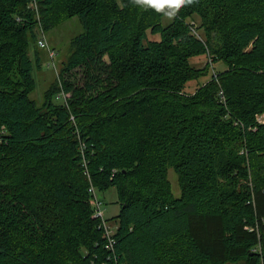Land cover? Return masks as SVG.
I'll return each mask as SVG.
<instances>
[{
  "label": "trees",
  "instance_id": "obj_1",
  "mask_svg": "<svg viewBox=\"0 0 264 264\" xmlns=\"http://www.w3.org/2000/svg\"><path fill=\"white\" fill-rule=\"evenodd\" d=\"M32 1L0 0V264H264V0ZM73 17L39 105V27Z\"/></svg>",
  "mask_w": 264,
  "mask_h": 264
},
{
  "label": "rangeland",
  "instance_id": "obj_2",
  "mask_svg": "<svg viewBox=\"0 0 264 264\" xmlns=\"http://www.w3.org/2000/svg\"><path fill=\"white\" fill-rule=\"evenodd\" d=\"M84 30L82 23L78 17H73L65 21L63 25L59 28L46 32L47 39L51 46H53L56 51L55 63L53 66L50 64V55L47 49L42 50L43 65L41 68H36L34 75L37 81L36 89L31 93V97L37 101L40 105L44 101V95L46 90L50 87L53 81L59 77L61 70V63L68 57L70 40L75 35L79 34ZM151 38H157L156 35L150 34ZM39 38V36H38ZM35 52V44L31 45L30 53L33 55ZM190 63L196 67H205L210 63L209 73L197 80H192L187 84V91H195L199 85L207 82L210 78L213 77V74H217L218 71L226 68V65L223 62L211 63V58L209 55L204 54L196 57L190 58ZM169 179L172 184L173 192L176 196L181 194V189L179 185L178 175L173 167L169 169ZM99 200L102 202V208L104 209V216L106 219H109L107 222L113 224V220H110L112 217L117 215L120 210V203L118 202V195L116 188H110L106 191H97Z\"/></svg>",
  "mask_w": 264,
  "mask_h": 264
},
{
  "label": "built area",
  "instance_id": "obj_3",
  "mask_svg": "<svg viewBox=\"0 0 264 264\" xmlns=\"http://www.w3.org/2000/svg\"><path fill=\"white\" fill-rule=\"evenodd\" d=\"M30 5L32 7H34V8H36V9H38V5H37V1L36 0L32 1ZM38 45L40 47L44 48V49H47V51H48V53L50 55V62L49 63L52 64L53 66H55L56 65L55 57H56L57 51L49 43V40L47 39L45 30H44L42 25H40V27H39ZM259 120L260 121L264 120V115ZM90 190L92 191V195H93L92 202L95 205V213H96V215L102 216L104 218L103 226L105 227L106 235L109 236L108 246L112 248L113 245H114V242H115L114 238L112 237L113 236V232H114L115 229L113 228L112 224H109L107 222V220H106V218L104 216V209L102 208V202L98 198L96 189L93 186H91Z\"/></svg>",
  "mask_w": 264,
  "mask_h": 264
},
{
  "label": "clouds",
  "instance_id": "obj_4",
  "mask_svg": "<svg viewBox=\"0 0 264 264\" xmlns=\"http://www.w3.org/2000/svg\"><path fill=\"white\" fill-rule=\"evenodd\" d=\"M139 2L152 5L157 10L161 9L164 5H167L169 10L166 12V15L172 16L175 11L186 2V0H139Z\"/></svg>",
  "mask_w": 264,
  "mask_h": 264
}]
</instances>
